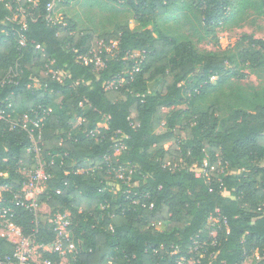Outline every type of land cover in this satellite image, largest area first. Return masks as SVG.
<instances>
[{"label": "trees", "instance_id": "obj_1", "mask_svg": "<svg viewBox=\"0 0 264 264\" xmlns=\"http://www.w3.org/2000/svg\"><path fill=\"white\" fill-rule=\"evenodd\" d=\"M36 1L32 8L28 0H0V77L11 69L19 73L15 83L0 87V113L14 119L38 106L49 111L42 123L43 156H53L54 165L37 201L70 213L75 264H176L181 257L191 264H241L254 253L264 256V94L239 90L223 110L217 99L198 104L225 89L237 77L235 67L264 68V41L243 37L247 48L235 55H205L187 39L155 37L127 25L98 35L77 31L65 17L50 26L43 19L51 0ZM177 1L125 0L142 26L149 15H168ZM191 1L202 38L248 9L264 17V0ZM7 4L12 10L21 4L38 19L21 31L6 21ZM128 53L144 58L139 63ZM94 54L104 63L99 71ZM49 62L67 74L62 84L45 75ZM95 128L102 130L100 142L85 134ZM117 132L126 137V150L116 157L111 138ZM28 145L24 132L0 120L3 205L22 188V169L34 164ZM105 158L115 169L135 168L137 186L122 185L113 194L107 182L115 179ZM203 160L208 177L198 178L190 169ZM16 211V225L31 235V215ZM210 217L226 224L207 228ZM196 237L206 243L200 254L190 250ZM52 241L51 231L38 230L37 243L50 248ZM12 250L0 237V254Z\"/></svg>", "mask_w": 264, "mask_h": 264}, {"label": "built area", "instance_id": "obj_2", "mask_svg": "<svg viewBox=\"0 0 264 264\" xmlns=\"http://www.w3.org/2000/svg\"><path fill=\"white\" fill-rule=\"evenodd\" d=\"M20 3V0H17ZM64 0H51L47 5L46 10L48 14L44 17V21L47 25H55L59 22V18L55 12L58 6H60ZM31 3L32 8L36 7V0H28ZM10 11V15L6 17V21L16 24L21 31H25L28 27V22H35L38 18L35 17L32 12L24 8L21 4L14 10L11 9L9 4L6 5ZM18 43L21 46H25L26 39L24 36L19 35ZM115 42L111 48L115 47ZM103 47L100 43V48ZM111 48H107L106 51L110 52ZM35 49L43 53L44 50L40 45H36ZM126 58L139 59V63L143 60L144 56L138 54L128 53ZM94 66L97 71L104 67L100 56L98 54L93 55ZM82 63H87L86 58H80ZM137 62V61H136ZM54 62H49L45 65V75L49 76L52 81L62 84L67 78V74L63 71L55 70L52 68ZM137 70V68H135ZM17 69H11L0 77V87L5 84H13L18 78ZM37 82V80H36ZM115 82L109 84L107 89L113 88ZM49 111L44 106H38L35 109H31L30 113H26L21 117L14 119H6L3 114L0 113V120H5L10 129L24 132L28 138L29 145L26 150L28 154H31L34 158V164L30 169H22L21 175L24 178L22 188L19 192L15 193L13 199L8 205H3L0 201V237L4 238L8 244L13 247L10 253L0 254V264H75L76 256L78 255L77 244L74 242L70 227L72 226L70 213L68 211L61 212L60 208H53L50 212L51 219L45 225H39V213L41 207L46 204L40 205L38 198L44 194L47 187L48 173L47 170L50 166L54 165V157L49 156L48 159L43 156V138H42V123L47 120ZM106 129V126H103ZM87 137H91L100 142L103 139L102 130L95 128L88 132H85ZM119 135V137H118ZM126 138L120 132L115 133L111 138L116 146L114 156H118L122 151L126 150L123 143V139ZM67 139H70V133L67 134ZM62 142V139L60 140ZM57 156V155H56ZM104 164L107 165L113 173L114 181L107 182V185L111 187L113 194L121 192V186L127 188L137 186V183H133L134 169L126 170L125 167L115 169L112 167L110 159L105 158ZM207 162L203 160L201 166H193L190 170L196 177H208ZM212 170V168H210ZM110 171H107L109 173ZM119 185V187H117ZM127 191H123L122 194H126ZM133 204H138V200H133ZM47 206V205H46ZM17 209L28 212L31 215V224L33 225L32 234L25 236L21 229L16 225L15 218L17 215ZM220 223L226 224L225 220H221L220 217H210L208 220V226L215 227ZM47 229L53 234L52 246L49 248L45 244L36 242V234L38 230ZM206 243L198 240V237L192 240L191 251L196 254H200L204 249ZM44 253L57 256V260L51 261L43 257ZM175 253H172V255ZM252 256H255V260L252 264H264V256H260L258 253L246 256L241 264H249ZM176 264H191L186 261L184 257L177 260Z\"/></svg>", "mask_w": 264, "mask_h": 264}, {"label": "rangeland", "instance_id": "obj_3", "mask_svg": "<svg viewBox=\"0 0 264 264\" xmlns=\"http://www.w3.org/2000/svg\"><path fill=\"white\" fill-rule=\"evenodd\" d=\"M55 14L59 19L65 17L72 20L77 31L91 30L96 35L112 32L121 25H127L132 31L151 30L155 37L161 35L168 39H187L197 52L205 55H235L247 48V44L242 41L243 37L264 41V17L254 15L250 9L235 20L215 27L206 35L207 37L202 38L199 14L191 0H178L171 6L170 13L166 16H147L149 19L147 26L141 25L125 0H64V3L57 7ZM234 70L237 77L231 78L225 89L219 90L217 94H211L204 102H199L200 108L217 99L223 110L228 102L227 98L234 93L237 94L239 90L264 94V68L247 70L235 67ZM52 210L54 209L48 205L41 207L39 225L48 223ZM254 260L255 256H252L249 264Z\"/></svg>", "mask_w": 264, "mask_h": 264}]
</instances>
